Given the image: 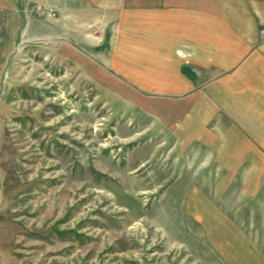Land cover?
<instances>
[{
  "label": "rangeland",
  "instance_id": "rangeland-1",
  "mask_svg": "<svg viewBox=\"0 0 264 264\" xmlns=\"http://www.w3.org/2000/svg\"><path fill=\"white\" fill-rule=\"evenodd\" d=\"M53 2L0 0V264H264L259 167L179 136Z\"/></svg>",
  "mask_w": 264,
  "mask_h": 264
},
{
  "label": "crops",
  "instance_id": "crops-1",
  "mask_svg": "<svg viewBox=\"0 0 264 264\" xmlns=\"http://www.w3.org/2000/svg\"><path fill=\"white\" fill-rule=\"evenodd\" d=\"M51 3L53 0H47ZM55 4V2H53ZM58 22L97 45L177 134L264 175V0H57ZM103 39H106L103 45ZM78 45L75 42V45Z\"/></svg>",
  "mask_w": 264,
  "mask_h": 264
}]
</instances>
